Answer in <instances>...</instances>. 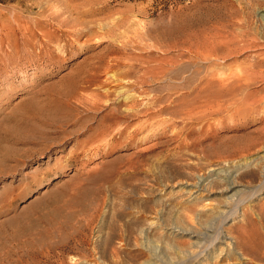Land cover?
Listing matches in <instances>:
<instances>
[{
  "label": "rangeland",
  "instance_id": "374dc122",
  "mask_svg": "<svg viewBox=\"0 0 264 264\" xmlns=\"http://www.w3.org/2000/svg\"><path fill=\"white\" fill-rule=\"evenodd\" d=\"M263 62L264 0H0V264H264Z\"/></svg>",
  "mask_w": 264,
  "mask_h": 264
},
{
  "label": "bare ground",
  "instance_id": "6f19581e",
  "mask_svg": "<svg viewBox=\"0 0 264 264\" xmlns=\"http://www.w3.org/2000/svg\"><path fill=\"white\" fill-rule=\"evenodd\" d=\"M256 35V34H255ZM236 37V36H235ZM235 37H233V39L235 38ZM232 39V37H231V41L233 40ZM236 39V38H235ZM233 41H236V40H233ZM246 43H247V45L246 46H256L257 44H258V41H256V38H253V39H251V38H248L247 39V41H246ZM264 63V62H263ZM261 74V73H260ZM53 101V100H52ZM68 101V100H67ZM34 102V101H33ZM23 105H26V104H24V103H22ZM21 105L19 104V106H17V109L19 108H21L22 110H24V108H23V106H21ZM28 106V105H27ZM38 106H40V105H38ZM25 107V106H24ZM35 107V106H34ZM16 108V107H15ZM15 108L13 109V111L15 110ZM27 108V107H26ZM41 108V107H40ZM18 109V110H19ZM20 109V110H21ZM28 109V111L30 112V113H32L34 116H37V113L35 112V111H33V110H29V109H31L30 107L29 108H27ZM37 110V109H36ZM12 111V112H13ZM26 112V111H25ZM15 113V112H14ZM13 113V114H14ZM27 113V112H26ZM40 113V112H39ZM38 113V114H39ZM13 114H11V115H13ZM25 114V113H24ZM30 115V114H29ZM32 115V116H33ZM14 116H15V114H14ZM24 116V115H23ZM12 118V117H11ZM33 118V117H32ZM5 120V119H4ZM14 120V126H12V127H9L6 131H4V132H0V154H1V161L2 160H8L9 158H10V156H12V155H14V153H16V149L15 148H12V147H7V146H4L3 145V143L4 142H8V143H13V144H15V143H20V137L19 136H17L18 138H16V134H17V127H18V125H19V120L18 119H13ZM25 120H26V118H25ZM24 120V121H25ZM28 120H29V117H28ZM30 121V120H29ZM3 122V121H2ZM27 123H28V121H27ZM27 136V135H26ZM26 139H27V137H25ZM25 140V139H24ZM27 141V140H26ZM11 143V144H12ZM17 155V154H16ZM15 155V156H16ZM263 156V155H262ZM260 158H262V157H260ZM263 170H264V166H263V168H262ZM260 171V170H259ZM262 172V171H261ZM262 174V173H261ZM264 174V173H263ZM232 181V180H231ZM230 181V182H231ZM264 183V182H263ZM260 186V185H259ZM236 187V184H230L228 187H227V191H232L234 188ZM196 188H197V190H196V192H198V191H200V190H203L204 189V185H202V184H198L197 186H196ZM264 188V187H263ZM238 191L239 190H235L234 192H232V194L231 195H229V197H232V196H235L237 193H238ZM253 191V190H252ZM260 191V190H259ZM228 197V198H229ZM236 197H237V195H236ZM240 197V196H239ZM238 199V198H237ZM236 199V200H237ZM241 199H243V198H241ZM243 201V200H242ZM249 201V200H248ZM223 211H225V210H223ZM221 212V211H220ZM226 212V211H225ZM227 213V212H226ZM223 214V213H222ZM224 215V214H223ZM222 227V226H221ZM179 231V230H178ZM217 231V230H216ZM222 232V231H221ZM193 236H197L196 234H193ZM227 238H231V236H229V234L227 235V234H224V233H222L221 235H219L218 237H216L215 238V240H217V242H219V241H221L222 243H224V244H226V246H229V242L227 241ZM232 243V242H231ZM235 244V243H234ZM243 258V257H242ZM241 258V259H242Z\"/></svg>",
  "mask_w": 264,
  "mask_h": 264
}]
</instances>
